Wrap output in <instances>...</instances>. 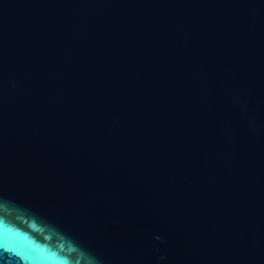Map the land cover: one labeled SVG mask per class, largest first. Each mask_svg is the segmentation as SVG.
<instances>
[{
  "label": "water",
  "instance_id": "1",
  "mask_svg": "<svg viewBox=\"0 0 264 264\" xmlns=\"http://www.w3.org/2000/svg\"><path fill=\"white\" fill-rule=\"evenodd\" d=\"M0 264H264V0H0Z\"/></svg>",
  "mask_w": 264,
  "mask_h": 264
}]
</instances>
